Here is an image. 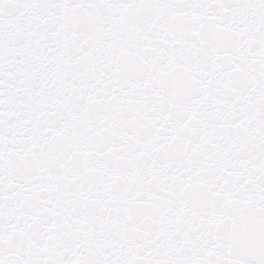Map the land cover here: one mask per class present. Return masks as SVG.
<instances>
[{
    "label": "snow or ice",
    "instance_id": "obj_1",
    "mask_svg": "<svg viewBox=\"0 0 264 264\" xmlns=\"http://www.w3.org/2000/svg\"><path fill=\"white\" fill-rule=\"evenodd\" d=\"M0 264H264V0H0Z\"/></svg>",
    "mask_w": 264,
    "mask_h": 264
}]
</instances>
